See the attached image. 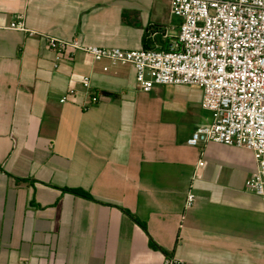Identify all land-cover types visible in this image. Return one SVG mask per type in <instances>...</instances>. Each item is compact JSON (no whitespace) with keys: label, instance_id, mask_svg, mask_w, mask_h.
I'll use <instances>...</instances> for the list:
<instances>
[{"label":"crops","instance_id":"obj_1","mask_svg":"<svg viewBox=\"0 0 264 264\" xmlns=\"http://www.w3.org/2000/svg\"><path fill=\"white\" fill-rule=\"evenodd\" d=\"M20 16L37 35L5 29ZM181 22L171 0H0V264H264L253 152L187 145L212 122L202 89L144 92L84 52L57 64L42 36L168 51Z\"/></svg>","mask_w":264,"mask_h":264},{"label":"built area","instance_id":"obj_2","mask_svg":"<svg viewBox=\"0 0 264 264\" xmlns=\"http://www.w3.org/2000/svg\"><path fill=\"white\" fill-rule=\"evenodd\" d=\"M171 9L182 22L168 51H127L86 45L78 38L42 36L57 64L67 54L84 52L95 61L132 65L144 92L165 85L202 89V107L211 113L212 122L198 127L187 145L198 148L213 142L251 150L257 170L246 187L264 198V0H171ZM5 29L38 34L27 28L24 16ZM83 85L90 92L91 79L85 77ZM75 94L70 90L60 102ZM99 101L92 97L90 106ZM195 200L190 189L185 207L191 208ZM166 264L182 262L167 258Z\"/></svg>","mask_w":264,"mask_h":264},{"label":"trees","instance_id":"obj_3","mask_svg":"<svg viewBox=\"0 0 264 264\" xmlns=\"http://www.w3.org/2000/svg\"><path fill=\"white\" fill-rule=\"evenodd\" d=\"M71 192L75 193V194H78V195H81L85 198H92L91 195L88 193V192H85V191H81V190H70ZM140 223V222H139ZM141 226L146 230V227L144 224L140 223Z\"/></svg>","mask_w":264,"mask_h":264}]
</instances>
